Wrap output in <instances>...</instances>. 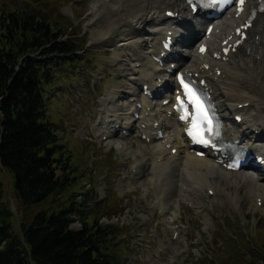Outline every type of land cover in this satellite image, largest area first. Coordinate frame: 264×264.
<instances>
[{
	"label": "bare ground",
	"instance_id": "bare-ground-1",
	"mask_svg": "<svg viewBox=\"0 0 264 264\" xmlns=\"http://www.w3.org/2000/svg\"><path fill=\"white\" fill-rule=\"evenodd\" d=\"M259 1L250 0L237 17L235 11L227 12L216 21L209 36L198 33L200 36L193 42L188 41L192 21L184 0H96L98 5L88 15L92 20L104 14L102 5L110 4L118 10L117 20L101 37L118 32L115 57L121 79L106 91L100 102L99 122L93 121L88 131L124 156L134 157L133 164L126 166L133 177L120 182L121 191L133 188L140 177L147 176L145 169L150 171L147 183L155 190L162 223L173 235H178L175 218L180 215V204L200 209L203 196L213 205L224 202L235 208L242 192L254 209L261 210L264 205V165L253 172H232L217 165L211 156L198 158L189 151L171 110L169 89L175 75L168 73L177 62L185 73L204 79L224 119L225 140L239 142L242 148L264 158V15H256L243 41L236 33ZM167 11L177 13L179 19H167ZM197 26L201 28V24ZM168 33L176 39L172 55L178 61L162 65L154 60L167 57L162 56L161 42ZM202 43L208 47L206 53H198ZM228 46L229 53L224 56L222 50ZM145 86L153 98L144 94ZM162 87L165 91L158 92ZM166 100L170 102L163 106ZM236 116L242 119L238 125L233 123ZM121 131H127L131 139L116 141ZM159 131L162 136L157 139Z\"/></svg>",
	"mask_w": 264,
	"mask_h": 264
},
{
	"label": "rangeland",
	"instance_id": "rangeland-1",
	"mask_svg": "<svg viewBox=\"0 0 264 264\" xmlns=\"http://www.w3.org/2000/svg\"><path fill=\"white\" fill-rule=\"evenodd\" d=\"M95 2L0 0V16L26 7L42 8L68 25L74 34L71 38L85 45L83 52L73 56L70 68L56 74L44 94L46 120L54 127L63 162L67 163V182L72 179L77 186L73 199H80L88 222L98 218L99 223L119 225L122 235L113 238L122 254L119 264H264V205L261 210L254 209L244 193H240L235 208L224 202L213 205L206 196L200 209L180 204V215L175 218L177 239L162 223L161 206L147 183L149 170L145 169L147 176L140 177L133 188L121 191L120 182L133 177L127 167L134 157L105 145L87 128L93 121L99 122L100 102L108 88L121 82L115 57L118 32L101 37L117 20L118 10L102 5L104 14L91 20L88 15L98 5ZM129 138L120 134L115 140L124 143ZM6 183L7 198L14 206L9 180ZM228 189L234 191L232 185ZM13 212L16 214L15 208ZM74 226L82 228V217L74 216ZM258 249L261 257L252 258L251 253Z\"/></svg>",
	"mask_w": 264,
	"mask_h": 264
},
{
	"label": "trees",
	"instance_id": "trees-1",
	"mask_svg": "<svg viewBox=\"0 0 264 264\" xmlns=\"http://www.w3.org/2000/svg\"><path fill=\"white\" fill-rule=\"evenodd\" d=\"M0 27V264H119V225L88 222L46 120V88L85 45L42 8L2 13Z\"/></svg>",
	"mask_w": 264,
	"mask_h": 264
},
{
	"label": "snow or ice",
	"instance_id": "snow-or-ice-1",
	"mask_svg": "<svg viewBox=\"0 0 264 264\" xmlns=\"http://www.w3.org/2000/svg\"><path fill=\"white\" fill-rule=\"evenodd\" d=\"M240 2L243 3L244 0H240ZM185 87L187 88V86H185ZM189 95L194 97V94L191 93V90H189ZM195 102L197 103V105H198L199 107L202 108V106L199 105V101H198V100H196ZM182 118H186V117H182ZM193 127H194V128L196 127V124H195V123H194ZM190 134L195 135L194 133H190ZM201 139H202V138H201ZM202 142L207 143V141H203V140H202Z\"/></svg>",
	"mask_w": 264,
	"mask_h": 264
},
{
	"label": "water",
	"instance_id": "water-1",
	"mask_svg": "<svg viewBox=\"0 0 264 264\" xmlns=\"http://www.w3.org/2000/svg\"><path fill=\"white\" fill-rule=\"evenodd\" d=\"M11 207L13 208V205H11Z\"/></svg>",
	"mask_w": 264,
	"mask_h": 264
}]
</instances>
